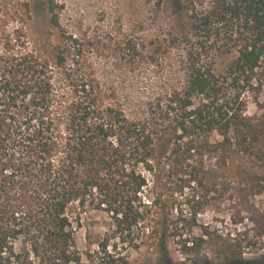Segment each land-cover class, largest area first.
<instances>
[{
  "label": "trees",
  "instance_id": "16d2710c",
  "mask_svg": "<svg viewBox=\"0 0 264 264\" xmlns=\"http://www.w3.org/2000/svg\"><path fill=\"white\" fill-rule=\"evenodd\" d=\"M182 2L188 31L163 41L178 81L129 114L54 0L48 20L64 43L53 59L30 47L29 4L0 1V264H85L75 233L95 198L110 221L100 264H129L107 253L117 244L152 250L155 264H254L244 255L264 246V0ZM141 48L126 42L125 65Z\"/></svg>",
  "mask_w": 264,
  "mask_h": 264
},
{
  "label": "rangeland",
  "instance_id": "374dc122",
  "mask_svg": "<svg viewBox=\"0 0 264 264\" xmlns=\"http://www.w3.org/2000/svg\"><path fill=\"white\" fill-rule=\"evenodd\" d=\"M5 3L25 1L29 4L32 22L28 32L29 44L39 55L53 59L57 48L63 45L59 30L49 24L47 0H0ZM59 25L68 35L83 43V51L97 80L106 88L113 87L120 98L129 103L127 111L150 99L164 84L178 81L176 57H167L163 51L166 35H181L189 28V21L183 9L182 0H54ZM127 41L136 43L143 51L137 65H125ZM151 57L154 60H151ZM154 61L157 64H150ZM230 57L216 61L215 70L225 71ZM264 99V98H263ZM132 106V107H131ZM256 112L249 102L247 113ZM98 199L88 200L81 214V227L75 233V244L82 253L94 258L99 252L98 244L110 223ZM212 214H205L201 220L211 222ZM116 250L107 248V253L127 255L129 264H155L156 255L152 250L128 251L120 244ZM175 245H170L173 262L181 260ZM209 257L211 254L208 253ZM98 253L95 259L100 264ZM245 260L264 264V246L261 251L247 253Z\"/></svg>",
  "mask_w": 264,
  "mask_h": 264
}]
</instances>
